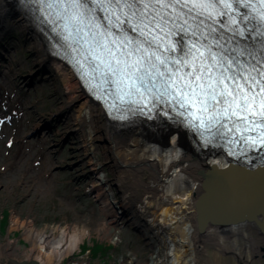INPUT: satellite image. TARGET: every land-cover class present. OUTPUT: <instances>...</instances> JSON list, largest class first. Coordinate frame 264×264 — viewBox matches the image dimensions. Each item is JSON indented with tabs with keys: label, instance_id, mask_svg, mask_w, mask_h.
<instances>
[{
	"label": "rangeland",
	"instance_id": "rangeland-1",
	"mask_svg": "<svg viewBox=\"0 0 264 264\" xmlns=\"http://www.w3.org/2000/svg\"><path fill=\"white\" fill-rule=\"evenodd\" d=\"M10 6L9 13L24 21ZM30 28L12 24L0 36V264H60L54 255L51 263L36 257L39 238L53 246L50 236L58 240L62 232L70 237L66 246L72 235L85 234L78 248L64 249L63 264L167 259L171 245H181L180 235L153 223V209L145 205L153 195L133 189L129 174L115 168L109 142L78 121L79 102L50 59L41 57L45 51ZM105 178L109 210L98 187ZM202 241L197 264H254L264 246L242 241L239 253L233 242L223 249L217 241Z\"/></svg>",
	"mask_w": 264,
	"mask_h": 264
},
{
	"label": "snow or ice",
	"instance_id": "snow-or-ice-1",
	"mask_svg": "<svg viewBox=\"0 0 264 264\" xmlns=\"http://www.w3.org/2000/svg\"><path fill=\"white\" fill-rule=\"evenodd\" d=\"M38 2L56 10L58 17L67 22L64 25L66 30L70 25L76 32L83 31L80 25L86 29L94 28L95 31L85 34L93 39L101 37L95 40V44L103 51L112 52L108 44L104 43V38L116 36L112 31L114 27L120 29V36L125 44L135 45L133 51L139 52L140 55L131 63L127 59H115L116 65H124L123 69L114 67L111 62L105 65L108 71L104 72V83H107V77L112 75L115 77L112 83L117 85L115 92L112 93L113 106L116 101L121 104H138V100L126 99L137 93L151 94L156 100H160V95H167L180 108L186 110L179 112L178 115L184 117L187 127L199 134L205 146L220 144L226 148L228 155L237 158L240 154L252 150L264 151V140L256 147V138L244 135L249 131V125L264 127V60L250 64L246 75L244 71L233 68V65H238L240 69L244 68L240 61L244 52L241 51L237 56L231 57L223 55L227 51L226 43H231L235 38H246L248 25L253 20L259 25L258 34L264 36V11L257 18L251 15L252 10L249 7L253 3L264 4V0H38ZM190 5L192 7H189ZM242 8L246 11H241ZM98 12L103 15H98ZM193 13L194 16L191 15ZM185 16L193 20L195 17L203 16L204 20L211 23L205 24L204 20H200L194 25L189 24L188 28L181 27L180 34L184 42L177 41V48H165V52L169 53L178 51L181 54L179 58L181 67L192 69L191 72H185L180 76L177 75L179 69L167 71L170 63H178L176 58L171 55L161 56L157 51L160 45L155 44L156 36L149 37L156 29L164 32L170 19L176 21ZM183 24H188V19H183ZM214 25H219L225 32L231 33V36L225 37L218 33ZM189 28L193 30L189 32ZM129 29L135 32L137 37L144 39L129 37ZM111 43L116 44L117 41L113 39ZM189 44L192 45L191 48L188 47ZM214 48L219 51H214ZM201 49L204 51L201 52ZM232 51L235 52L236 49ZM131 54L130 51L128 55ZM93 59L99 61L96 64L97 69L101 64H105L100 56H93ZM205 60L211 63L205 65ZM161 66L164 71L160 70ZM207 67H220L222 71L215 76L211 73L205 74L204 70ZM128 68L132 71L128 72ZM153 69L156 71L153 72ZM251 72L257 75H251ZM158 79H163V83L158 85ZM99 87L100 85H96L97 90ZM158 87L164 89L159 95L153 91ZM254 87L258 88V91H253ZM205 112H210L207 118L202 115ZM249 114L253 117L258 116V119H249ZM249 141H253V144H249ZM229 145L231 147H228ZM235 149H239V152ZM215 163L220 164V161L217 160Z\"/></svg>",
	"mask_w": 264,
	"mask_h": 264
},
{
	"label": "bare ground",
	"instance_id": "bare-ground-1",
	"mask_svg": "<svg viewBox=\"0 0 264 264\" xmlns=\"http://www.w3.org/2000/svg\"><path fill=\"white\" fill-rule=\"evenodd\" d=\"M8 5H12L10 10L23 16L25 22L20 21L17 15L10 14ZM46 8L47 11L52 9L48 6ZM42 15L46 16V12L42 11ZM46 19V17L40 18L35 8L31 7L27 0H0V36L6 29L11 28L12 24L19 25L22 29L33 26V30L30 28V31H32L35 41L38 42L37 44L45 51L40 52L41 57L50 59L54 73L62 81L69 95L72 96V101L79 102L78 121L92 126L109 142V150L115 168L129 174L133 180V184H131L133 189H141L146 195H153L151 198L145 197V205L153 209L151 214L153 223L160 224L158 225L160 229L163 226L168 227L173 233L180 235L181 245L172 244L167 259L160 262L161 258L156 257L152 259L151 264H197L196 255L200 250L197 243L202 240L217 241L223 249H228V244L233 242V250L239 253L243 249L237 247L242 241L251 242L253 239L257 246L261 242L263 244L264 239L251 229V224L233 226L230 230L209 228L203 234L198 233L195 223L197 219L196 202L203 191L199 172L210 170L215 171L214 173L219 171L225 173L224 169L232 161V158L222 150H215L214 145L205 146L201 139L195 137L198 133L192 129L172 124L170 121L166 122L161 118L152 120L156 116L155 113L149 120L130 109L127 111L130 122L118 126L111 125L105 108L84 91L75 75V64L71 65L67 62H72V58L66 57L65 47L51 32L57 28V21L63 20L57 18V21L55 19V22L49 25L53 21ZM156 33L165 37V33L158 29L151 34L155 35ZM128 34H131L130 29ZM178 36L181 38V35ZM133 38L136 39L137 35L134 34ZM90 40L94 39L91 37ZM175 40L178 41V39ZM180 40L182 42V39ZM47 43L52 45L53 54L48 52ZM155 44L165 46L164 56L180 57L181 55L178 51L165 52V48H169L167 39L156 41ZM188 47L190 48V45ZM83 58L80 57L79 66L82 65ZM157 63L159 62L157 61ZM247 63L249 62L247 61ZM93 67H96L95 63ZM169 68L171 69L170 64ZM160 70L164 71L165 69L161 66ZM124 111L126 110L124 109ZM257 127V129L250 127L249 129L253 132L244 133V135L256 138L255 145L264 140V127ZM250 144H253V141ZM244 155L245 153L240 154L239 158ZM260 155H263L264 158V151H261ZM217 160L220 161V164L215 163ZM237 162H239L238 165L230 170L231 175L213 176L215 177V194L218 199L224 204L230 205L239 194L248 193L255 196L258 202L264 205V160L254 162V160L238 159ZM146 171H149L150 182L144 179ZM100 182H102L98 184L101 190L100 198L105 199V207L109 210V206L113 203L110 201L111 192L105 189V186H108L105 184L107 178L104 181L100 179ZM219 188L224 189L225 195L218 193L220 192ZM84 236L85 234L82 233L81 235L79 233L72 235L69 245L73 250L78 248L81 238ZM65 237L66 233L62 232L60 238L52 242L53 246L49 242H45L43 237L39 238L37 250L39 253L36 258L39 261L46 259L51 263V256L54 255L61 262L67 249L63 248ZM48 245L52 247L50 253L46 252ZM249 249L248 247V251Z\"/></svg>",
	"mask_w": 264,
	"mask_h": 264
},
{
	"label": "water",
	"instance_id": "water-1",
	"mask_svg": "<svg viewBox=\"0 0 264 264\" xmlns=\"http://www.w3.org/2000/svg\"><path fill=\"white\" fill-rule=\"evenodd\" d=\"M238 163L230 161L224 169L225 173L220 171L214 173L215 171L210 170L199 172L203 191L196 202L197 219L195 223L198 233L203 234L209 228L230 230L233 226L251 224V229L264 239V205L258 202L255 196L241 193L230 205H227L215 194V177L213 176L231 175L230 170H233ZM219 189L218 193L225 195L224 189ZM158 234L160 235L157 231L155 235L158 236ZM156 236L155 238L158 239ZM260 250L263 252L264 246Z\"/></svg>",
	"mask_w": 264,
	"mask_h": 264
},
{
	"label": "flooded vegetation",
	"instance_id": "flooded-vegetation-1",
	"mask_svg": "<svg viewBox=\"0 0 264 264\" xmlns=\"http://www.w3.org/2000/svg\"><path fill=\"white\" fill-rule=\"evenodd\" d=\"M260 251V254H258L257 257V260H255L253 263L254 264H264V251L262 252L261 250Z\"/></svg>",
	"mask_w": 264,
	"mask_h": 264
},
{
	"label": "built area",
	"instance_id": "built-area-1",
	"mask_svg": "<svg viewBox=\"0 0 264 264\" xmlns=\"http://www.w3.org/2000/svg\"><path fill=\"white\" fill-rule=\"evenodd\" d=\"M50 237H51V238L54 237L53 240H52V241H54V242L57 240V239H55L56 236H54V235H51ZM67 238H70V237L68 236V233H66V237L64 238V239H65V242H64V247H65V249L68 247V246H66ZM60 264H63V260L60 262Z\"/></svg>",
	"mask_w": 264,
	"mask_h": 264
}]
</instances>
